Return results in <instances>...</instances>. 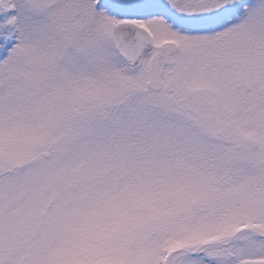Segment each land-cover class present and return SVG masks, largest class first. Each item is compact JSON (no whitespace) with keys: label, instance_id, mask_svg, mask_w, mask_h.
<instances>
[{"label":"snow or ice","instance_id":"snow-or-ice-1","mask_svg":"<svg viewBox=\"0 0 264 264\" xmlns=\"http://www.w3.org/2000/svg\"><path fill=\"white\" fill-rule=\"evenodd\" d=\"M0 264H264V0H0Z\"/></svg>","mask_w":264,"mask_h":264}]
</instances>
